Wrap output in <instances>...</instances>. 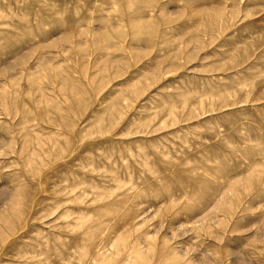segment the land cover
<instances>
[{
	"label": "rangeland",
	"instance_id": "374dc122",
	"mask_svg": "<svg viewBox=\"0 0 264 264\" xmlns=\"http://www.w3.org/2000/svg\"><path fill=\"white\" fill-rule=\"evenodd\" d=\"M0 264H264V0H0Z\"/></svg>",
	"mask_w": 264,
	"mask_h": 264
}]
</instances>
